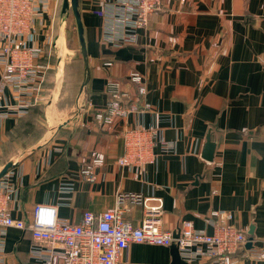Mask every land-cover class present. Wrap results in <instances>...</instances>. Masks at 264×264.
I'll return each instance as SVG.
<instances>
[{
    "label": "crops",
    "instance_id": "obj_1",
    "mask_svg": "<svg viewBox=\"0 0 264 264\" xmlns=\"http://www.w3.org/2000/svg\"><path fill=\"white\" fill-rule=\"evenodd\" d=\"M57 2L50 0L48 11L35 18L28 45L45 51L54 37ZM113 2L79 0L85 49L78 36L74 56L83 59V76L73 77L76 59L66 63L72 49L66 46L62 24L58 61L44 74L46 94L41 92L42 81L37 100L26 99L44 105L41 112L50 122L79 115L78 123L42 131L14 147L3 141L15 132L21 116L0 118L1 157L4 147L16 150H6L7 161L0 162V172L9 163L15 165L8 171L19 191L16 202L10 203L11 215L26 220L36 204H56L61 219L78 224L84 212H105L120 196L135 195L153 206L161 199V227L174 233L183 221H190L211 234V212H232V224L249 237L238 257L264 249V0H166L150 26L139 30L137 43L124 45L112 40L102 16L105 5ZM62 34L64 44L59 43ZM133 71L144 78L146 94L140 99L150 109L112 125H95L94 113L109 99V80L123 81V89L138 97L137 88L126 81ZM6 102L17 106L20 101L8 90ZM79 105L85 107L81 112ZM35 111L26 116L24 133L32 135ZM137 125L158 130L168 144L164 148L159 143L156 163L141 171L117 164L124 152L122 131ZM208 134L216 144L212 163L201 157ZM94 158L105 163L89 182L81 172ZM69 183L71 192L64 189ZM122 205L125 221L138 226L143 205L126 198ZM4 240L1 264H41L30 254L35 245L31 232L8 228ZM171 261L170 246L132 244L118 264ZM195 264L211 263L203 259ZM242 264L264 260L244 257Z\"/></svg>",
    "mask_w": 264,
    "mask_h": 264
},
{
    "label": "built area",
    "instance_id": "obj_2",
    "mask_svg": "<svg viewBox=\"0 0 264 264\" xmlns=\"http://www.w3.org/2000/svg\"><path fill=\"white\" fill-rule=\"evenodd\" d=\"M166 0H115L105 5L102 16L108 21V33L119 45L136 44L139 30L147 29L153 16L163 9ZM50 0H0V118L9 114L24 115L32 102L37 100L41 82L48 65L39 62L44 48L28 45L34 33L35 18L42 17L49 9ZM137 88L138 97L131 96L123 89V81L109 80L106 92L109 96L106 106L94 113L95 125H112L119 120H127L132 115L142 116L150 109L141 101L146 94L143 76L136 71L126 80ZM12 91L19 104L6 102L7 91ZM33 99L29 101L26 99ZM81 112V108L77 109ZM121 137L124 152L117 159L120 167H134L142 170L155 164V147H168L161 132L146 129L141 125L125 128ZM170 148V147H169ZM102 158L92 159L81 175L92 182L96 170L104 165ZM64 189L73 190V184ZM18 189L11 183L7 172L0 178V264L4 257L5 230L14 228L29 231L35 240L31 247L32 258L41 264H118L120 255L132 244H148L169 247L175 243L180 257L187 264L199 260H209L211 264H242L244 257L255 261L264 260V249H251L238 257L239 249L248 241L245 231L232 224L234 215L229 211H213L210 224L214 232L209 234L197 230L190 221H183L178 227V237L174 232L163 230L161 217L163 203L157 205L140 196H120L118 203L101 213L84 212L78 224H72L59 217L58 205L39 203L30 218L16 219L11 215L10 203L16 202ZM213 191L212 195H216ZM130 199L143 205V217L138 226L125 221L123 200Z\"/></svg>",
    "mask_w": 264,
    "mask_h": 264
},
{
    "label": "rangeland",
    "instance_id": "obj_3",
    "mask_svg": "<svg viewBox=\"0 0 264 264\" xmlns=\"http://www.w3.org/2000/svg\"><path fill=\"white\" fill-rule=\"evenodd\" d=\"M55 12L57 13L56 16H58V23H57V26L54 30V37L51 38L50 43L47 44V46L49 48L50 56L54 57L55 63L58 61V55L60 53V48L57 45V39L59 36V28L63 24V28H64L63 30L65 33V40H66V44H67L66 46L69 49H72V51H69L67 56H66V63L70 62L73 64L74 60L78 57V55L74 56V54H75V50L78 49V45H79L78 34H77V25H76L75 18L73 16L71 9H67L65 12H63V2L60 4L59 0L57 2ZM55 23H56V20H55ZM61 44H64V34H63V39L61 41ZM63 50H64L63 51V53H64L66 48L64 47ZM61 57L63 58V55ZM53 65H55V64H53ZM61 68H62V63H61L60 68H59V76H61L60 75ZM74 73L76 75V76H73L74 78L79 77L78 69H75ZM42 91H43V87L41 89V92ZM43 93L46 94V90H44ZM49 95H50V92H49ZM42 103H43V101H42ZM59 103L63 104L64 101L60 100ZM39 106H41V108H43L44 105L41 104ZM78 108H81V106L79 105L78 107H76V109H78ZM66 119H67V117H62V118L56 119L55 121L50 122L48 118L47 119L45 118L44 114H37V115L33 116V123L35 124V122H36L37 125L35 124V128H34V131L32 132V135H31V133L29 134V136L25 139V143L26 144L29 143L31 141L32 136H33V138L38 137L42 131H44V134H46L52 128L54 130L57 127V125L59 124V122L61 123ZM50 123L53 126H50ZM25 137H26V135L23 134L22 136H20L19 140H17L16 142H13V138L10 141V138L7 137L6 140L3 142H4V144L5 143H7V144L12 143L14 146H16L19 144L20 140L22 138H25ZM14 149L15 148L13 146H12V148H9L8 150L6 149V147L2 148L1 150H3L4 153H3V157H1L2 155L0 153V162L4 163L5 161H7L8 157H5L7 154V151L11 152V153H16L15 152L16 150L14 151Z\"/></svg>",
    "mask_w": 264,
    "mask_h": 264
},
{
    "label": "water",
    "instance_id": "obj_4",
    "mask_svg": "<svg viewBox=\"0 0 264 264\" xmlns=\"http://www.w3.org/2000/svg\"><path fill=\"white\" fill-rule=\"evenodd\" d=\"M67 9H71L73 16L76 21L77 25V31H78V36H79V41L83 49H85V42H84V36H83V26H82V20H81V15L79 11V0H63V12H65ZM85 107L82 106L81 110H83ZM80 119L79 115L72 116L69 119L64 120L63 122L59 123L57 127L54 129L57 131L61 127L71 125L73 126L74 124L76 125L78 120ZM216 149V144L212 142L211 140V134H208L206 137V142L203 148L202 152V159L205 160L208 163H212L214 161V153ZM15 165L12 163L7 164L4 169L0 172V178H2L9 170L10 168L14 167ZM251 235L252 232H249ZM174 236L177 238L178 233H174ZM170 252L172 256V261L170 264H187L185 261H183L180 257L179 254V249L177 244L173 243L170 246Z\"/></svg>",
    "mask_w": 264,
    "mask_h": 264
},
{
    "label": "trees",
    "instance_id": "obj_5",
    "mask_svg": "<svg viewBox=\"0 0 264 264\" xmlns=\"http://www.w3.org/2000/svg\"><path fill=\"white\" fill-rule=\"evenodd\" d=\"M60 1V4L63 2V0H59ZM57 13H55V20L58 21V16H56ZM55 28H56V23H55ZM40 63L44 64V65H48V68L46 69V76L48 74V72H52V66L53 64H55V59L53 56H50V53H49V48L48 46H46V49L43 53V56L40 58L39 60ZM76 66H77V69H78V75H79V78L83 76V59L82 58H78L76 59ZM46 80V79H44ZM45 85V81H43L42 83V87H44ZM35 104L31 105L30 108H29V111H28V114L30 113L31 110L35 109V115L37 114H42L41 112V107L40 106H37ZM38 111V112H37ZM28 114H25V115H22L20 117L21 119V122L18 123V126L15 128V132H13V134L10 136V141L11 139L13 138V142H16L17 140H19L20 136H22L23 134L26 135L25 138H22L19 142L18 145H22L23 143H25V139L29 136V132H25L24 133V126H25V118ZM24 125V126H23ZM22 133V134H21ZM14 136V137H13ZM14 146V145H13ZM15 147V146H14Z\"/></svg>",
    "mask_w": 264,
    "mask_h": 264
},
{
    "label": "bare ground",
    "instance_id": "obj_6",
    "mask_svg": "<svg viewBox=\"0 0 264 264\" xmlns=\"http://www.w3.org/2000/svg\"><path fill=\"white\" fill-rule=\"evenodd\" d=\"M63 39V34L60 36V40H59V43L61 44V41ZM53 107V106H52ZM52 107L48 109V112L50 113V111L52 110Z\"/></svg>",
    "mask_w": 264,
    "mask_h": 264
}]
</instances>
